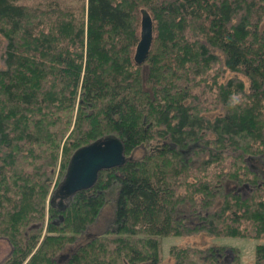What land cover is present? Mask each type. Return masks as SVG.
<instances>
[{
	"label": "trees",
	"instance_id": "trees-1",
	"mask_svg": "<svg viewBox=\"0 0 264 264\" xmlns=\"http://www.w3.org/2000/svg\"><path fill=\"white\" fill-rule=\"evenodd\" d=\"M263 20L264 0H0V264H160L166 234L264 239V179L244 158L264 154ZM107 134L124 162L50 202L72 152ZM225 247L171 244L170 264H239Z\"/></svg>",
	"mask_w": 264,
	"mask_h": 264
},
{
	"label": "water",
	"instance_id": "water-1",
	"mask_svg": "<svg viewBox=\"0 0 264 264\" xmlns=\"http://www.w3.org/2000/svg\"><path fill=\"white\" fill-rule=\"evenodd\" d=\"M151 37L150 15L147 12H142L139 36L133 51L135 62L140 63L145 58ZM125 158L122 141L115 135H103L79 146L72 152L65 173L51 192L49 201L52 202L53 193L57 192L60 195V203H62L63 198L71 196L80 189L90 187L100 169L121 165ZM228 251L232 258V250L228 248ZM225 257H223L224 262H226Z\"/></svg>",
	"mask_w": 264,
	"mask_h": 264
},
{
	"label": "rangeland",
	"instance_id": "rangeland-1",
	"mask_svg": "<svg viewBox=\"0 0 264 264\" xmlns=\"http://www.w3.org/2000/svg\"><path fill=\"white\" fill-rule=\"evenodd\" d=\"M262 25H264V20L262 22ZM0 65H1V61H0ZM241 138L243 137H240L239 139ZM201 139H203V136ZM142 150H143V147H140L138 150L134 152V155H139ZM65 200L66 199H63V201ZM109 202L110 201L107 200L104 206L100 208L96 219L86 229L85 231L86 234L87 233L88 235L95 234L105 229V226L109 220V217L112 214V205ZM86 237L88 236L82 235V237L80 238L78 237V240H76L77 242L68 245V247H71V249H73V247L77 243L83 241ZM258 242L264 243V239L237 236V235H216L214 236V235H209L203 232L195 233L192 235L166 234V235H162L160 239V244H161L160 264H170L171 263V257L169 255V246L171 244L200 245V246L217 245V244L225 245L227 247H225L223 250L224 251L223 257L226 256L225 257L226 261L230 259L228 247L231 246L233 248H236L237 250L239 264H253L254 246ZM9 250H10L9 243L3 237H0V261L9 253Z\"/></svg>",
	"mask_w": 264,
	"mask_h": 264
},
{
	"label": "flooded vegetation",
	"instance_id": "flooded-vegetation-1",
	"mask_svg": "<svg viewBox=\"0 0 264 264\" xmlns=\"http://www.w3.org/2000/svg\"><path fill=\"white\" fill-rule=\"evenodd\" d=\"M246 163L248 165V169L255 172L256 174H259V176H262L260 180L264 179V154L258 153V154H247L245 157ZM252 187V183L249 182H241L239 184L235 183L233 180H229L225 182V188L226 189H232L234 192H238L241 195L248 194V191ZM52 202L55 204L60 203V195L55 192L54 196H52ZM58 258H62V256H58Z\"/></svg>",
	"mask_w": 264,
	"mask_h": 264
}]
</instances>
